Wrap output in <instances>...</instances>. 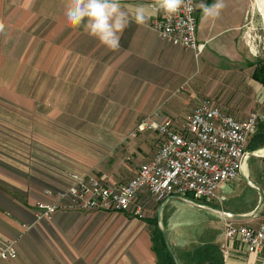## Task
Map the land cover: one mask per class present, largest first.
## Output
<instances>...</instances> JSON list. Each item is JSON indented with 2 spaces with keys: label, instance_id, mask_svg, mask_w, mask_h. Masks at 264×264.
Here are the masks:
<instances>
[{
  "label": "crops",
  "instance_id": "obj_1",
  "mask_svg": "<svg viewBox=\"0 0 264 264\" xmlns=\"http://www.w3.org/2000/svg\"><path fill=\"white\" fill-rule=\"evenodd\" d=\"M151 2L121 0L131 7ZM215 2L198 0V39L205 46L197 55L160 36L151 26L155 15L145 25L131 23L121 47L109 50L83 25H67L68 0H0V111L14 118L0 120V246L11 242L18 252L0 264H158L149 216L64 208L51 219L37 220L35 203L50 200L47 190L67 189L73 174L93 173L91 143L108 142L113 150L128 142L133 150L131 130L137 121L132 120H140L138 127L148 118H185L204 99L237 119L264 113V84L253 76L258 59L252 50V0H222L219 14L213 10L205 17L203 5ZM54 92L66 93L59 100L65 112L61 120H53V102L38 95ZM75 108L80 127L70 136L63 128ZM54 127L63 134L53 133ZM54 135L61 152L55 160ZM249 159L244 168L264 193V167H249ZM234 181L228 183L229 194L221 191L225 184L218 189L215 204L194 201L232 213L251 212L259 203L258 191L252 186L254 205L244 202L240 197L246 190L239 179ZM181 197L164 198L156 220L180 264H208L214 255L222 264H264L263 255L242 252L228 241L225 215L192 204L180 209ZM174 202L177 209L164 218V207ZM263 219L264 203L252 217L235 221L255 226Z\"/></svg>",
  "mask_w": 264,
  "mask_h": 264
},
{
  "label": "built area",
  "instance_id": "obj_2",
  "mask_svg": "<svg viewBox=\"0 0 264 264\" xmlns=\"http://www.w3.org/2000/svg\"><path fill=\"white\" fill-rule=\"evenodd\" d=\"M151 26L164 39L194 50L197 55L204 49L205 45L198 39V0H190L188 6L181 7L174 15L156 14ZM259 119L257 111L245 119H237L209 99L201 101L182 125L172 117L148 118L138 125L139 129L156 131L161 144L140 165L136 176L127 183L112 186L104 182V176L92 172L73 174V183L67 189L47 190L50 200L35 203V217L51 219L64 208L126 211L144 191L164 198L193 195L195 200L211 202L223 184L245 175L244 167L252 152L249 144L258 130ZM227 218L228 241L237 243L242 252L264 256V219L254 226ZM17 256L13 243L0 246V260Z\"/></svg>",
  "mask_w": 264,
  "mask_h": 264
},
{
  "label": "rangeland",
  "instance_id": "obj_3",
  "mask_svg": "<svg viewBox=\"0 0 264 264\" xmlns=\"http://www.w3.org/2000/svg\"><path fill=\"white\" fill-rule=\"evenodd\" d=\"M252 5H253L252 7L255 9V13H254L255 28L252 29V33H251V39L254 40L253 47H252V44L250 47H252V50L257 54V56L255 57L258 59L256 64H259V62H264V31H263V24H262V15L256 7L257 6L256 0H252ZM253 8L252 10H254ZM61 93L62 92H54L53 94H47V96H45L44 93L38 94V95H43L44 100L53 102V109H52L53 120H61V116H63L65 113L64 111L61 112L62 109L60 108L59 100L62 97V95L66 96V93H62V94ZM38 95H37V98H39ZM43 111H44V106L42 107V110H39L40 117H43L44 115ZM259 112L258 114L260 116V119H259V124H258V130L256 132L257 137L256 139L254 138L250 147L253 149L252 151L261 153L264 150V113L263 112L259 113ZM88 113H89V110L86 109L85 116H87ZM0 115H1L0 120H3L5 123H7L8 120H14V118H12L10 114L7 115L6 112L2 113V111H0ZM76 116L77 115H76V108H75L73 109V113L68 114V117H69L68 126H65L63 128V131H68L70 136L73 135V133H71L72 131H75L77 130L78 127H80V125H78L75 121ZM166 117L174 118L172 115L166 116ZM186 117L185 118L182 117L181 119H178L175 121H178L179 124L182 125L183 123H185ZM132 121H137L138 123L140 120L139 121L132 120ZM85 122H92V120H85ZM137 123L134 125L133 129L131 130L132 136L130 135L131 136L130 139H132V144H134L135 146L133 150L131 149L130 144H128V142H126L127 144L118 145L113 150H112V147H109L108 142H101L99 147L98 145L91 143V145H93V148H95L92 154L94 156V166L92 167L93 169L91 168V171H93V173L97 176H104L105 177L104 182L108 185L119 186L122 183H127L128 181H130L134 176L137 175L140 165L146 160H149V156L155 153V151L159 148L161 144V138L156 131L150 128L139 129V126L136 127ZM84 125L87 127L86 124ZM67 128H69L70 130H67ZM6 129L7 127L5 126V130ZM61 132L62 131L55 129V127L53 128V133L63 134ZM142 143H145L144 148L140 147V144ZM64 149L65 148L63 147V150ZM59 150H60V139L56 138L54 135V142H53V149H52L53 160L56 159L58 152L61 153ZM70 156L71 155L69 154L68 156L69 159H71ZM263 157L264 156L251 157L247 165H249V167L254 168V169L256 168L257 164L264 167ZM69 164H72V161H70ZM76 170H78L77 167H76ZM72 172L74 171L72 170ZM238 179L240 180V183L238 184L246 190L245 195L241 196L240 198H242L244 202L252 203L254 205L255 202H254V199H252V191H253L252 185L247 183L246 182L247 180L243 176H240ZM243 182H245L246 184ZM230 183H233V185H236L235 181H232ZM225 186L226 187L221 189V191L225 194H229L230 186L228 183L225 184ZM217 198L218 197L214 198L211 201V204L213 203L215 204L216 202H218ZM163 200H164V197L161 195H156V194H152L147 191H144L133 200L131 208L129 210H126L125 212L130 216L139 217V218H145V216L151 217L149 220L150 221V231H152V234H154L155 224L157 223L156 220H157L158 208ZM177 201L182 202V206L180 209L185 210L189 208V206H191L186 201H183V200H177ZM197 201L206 202L205 200H201V201L197 200ZM173 204L174 206H172L171 204V205H166L164 207L162 211V216L164 218L168 217L169 213H172L177 209L178 203L174 202ZM193 207L197 208L196 206H193ZM220 218L224 219V217H220ZM237 223L245 224V223H239V222Z\"/></svg>",
  "mask_w": 264,
  "mask_h": 264
},
{
  "label": "clouds",
  "instance_id": "obj_4",
  "mask_svg": "<svg viewBox=\"0 0 264 264\" xmlns=\"http://www.w3.org/2000/svg\"><path fill=\"white\" fill-rule=\"evenodd\" d=\"M189 4L190 0H152L148 5L131 7L123 5L121 0H68L65 20L70 27L83 25L87 34L101 45L109 50H117L131 23L142 26L158 13L171 16ZM223 7L222 0H216L212 5H203L204 16L210 17L213 10L218 15ZM3 29L4 24L0 22V31Z\"/></svg>",
  "mask_w": 264,
  "mask_h": 264
},
{
  "label": "trees",
  "instance_id": "obj_5",
  "mask_svg": "<svg viewBox=\"0 0 264 264\" xmlns=\"http://www.w3.org/2000/svg\"><path fill=\"white\" fill-rule=\"evenodd\" d=\"M253 76L257 80H259L262 84H264V62H259V64H257ZM256 137L257 135L255 134L252 138V142L254 138L256 139ZM187 197L190 198L191 200H195L193 195H187ZM152 241H153V250L155 251L158 258V264H176L170 250L168 249L163 233L159 229L157 223L155 225V231L152 236ZM222 260L223 259L221 257L214 255V257L210 260L208 264H222Z\"/></svg>",
  "mask_w": 264,
  "mask_h": 264
},
{
  "label": "water",
  "instance_id": "obj_6",
  "mask_svg": "<svg viewBox=\"0 0 264 264\" xmlns=\"http://www.w3.org/2000/svg\"><path fill=\"white\" fill-rule=\"evenodd\" d=\"M251 157H255V156H258L257 154H255L254 152H250L249 154ZM245 179L247 180V182L249 184H251L252 186H254L256 188V190L258 191L259 193V196H260V199H259V203L257 204V206L255 207L254 210H252L251 212L249 213H232L230 211H225V210H221V209H218V208H213V207H210V206H206L204 204H200V203H197L195 202L194 200H191V199H187V198H183L181 197L182 200L186 201L187 203L189 204H192L193 206H196V207H200V208H204V209H208V210H211V211H214L216 213H219V214H223L231 219H248L250 217H252L253 215H255L259 210L260 208L262 207L263 203H264V193L263 191L258 187L256 186L255 184L252 183V181L245 176ZM171 197V196H169ZM161 211H162V206L160 207V210H159V221L161 220ZM163 236L165 238V241L167 243V246H168V249L170 250L176 264H180V261L168 239V236L166 235V233L163 231Z\"/></svg>",
  "mask_w": 264,
  "mask_h": 264
},
{
  "label": "bare ground",
  "instance_id": "obj_7",
  "mask_svg": "<svg viewBox=\"0 0 264 264\" xmlns=\"http://www.w3.org/2000/svg\"><path fill=\"white\" fill-rule=\"evenodd\" d=\"M256 4H257V9L258 11L261 13L262 15V23H263V30H264V0H256ZM255 154H257L258 156H264V150L259 153V152H254ZM245 176H248L247 170L245 169L244 171ZM249 178V177H248Z\"/></svg>",
  "mask_w": 264,
  "mask_h": 264
}]
</instances>
